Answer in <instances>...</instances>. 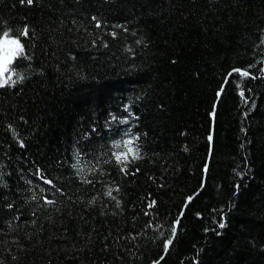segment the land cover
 Segmentation results:
<instances>
[{"label": "trees", "instance_id": "obj_1", "mask_svg": "<svg viewBox=\"0 0 264 264\" xmlns=\"http://www.w3.org/2000/svg\"><path fill=\"white\" fill-rule=\"evenodd\" d=\"M50 2L51 7L45 0L41 8L0 0V16L14 24L23 23L21 18L27 16L36 26L37 64L43 55L40 49L48 56L56 51L52 63L62 67L68 60L66 50L74 51L79 59L71 72L58 73L49 66L45 80L24 83L22 94L11 87L0 90V162L13 170L11 188L4 194L19 198L16 206L23 212L20 220H14L12 210L0 211L4 264H150L163 254L158 234L155 240L151 230L141 235L135 249L129 243L138 256L121 249V256L115 259V247L101 250L103 235L108 229L113 233L117 229L121 233L139 231L147 222L145 202L153 197L160 216L174 219L182 201L193 193L174 245L161 264H197V257L199 264H264V248L260 247L264 244V76L259 75V65L249 69L257 74L255 79L239 74L229 77L225 93L216 102L217 115H209L222 74L231 67L256 62L251 53L257 29H264V0ZM93 13L107 23L96 28L90 19ZM62 14L65 19L78 17L91 29L82 36L79 47L72 44L76 34L67 29L65 35L72 39L62 49L49 41L44 25L49 17L57 20ZM125 21L126 27L136 31L124 33L118 28L117 37L105 31ZM99 37L103 39L90 46V40ZM57 39H61L59 34ZM103 40L108 41L107 46ZM261 55L264 52L257 50V56ZM77 70L82 75L77 76ZM241 87L250 97L248 105L239 95ZM127 102L139 115L134 126L142 134V153L128 164V174L106 157L98 161L99 168L92 157L73 161L77 136L93 122L101 136L93 135L90 146L98 152L99 146H107L108 130L103 122L109 113H124L121 105ZM245 110L249 111L247 117L243 116ZM20 115L28 122L19 120ZM9 123L13 129H8ZM210 132L211 141L207 139ZM17 134L25 139L26 148L19 147ZM4 152L10 162L4 161ZM33 160L65 193L45 191L38 178L31 185L19 181L26 191H16V169L24 168L31 177L28 169L34 167ZM71 163L76 164L75 169ZM245 164H250L249 170ZM242 171L244 176L239 175ZM108 191L122 200L123 211L113 214L115 200L106 195ZM31 195L36 199H27ZM46 195L57 203L45 207ZM221 211L228 220L223 229L216 223ZM32 212L42 233L27 223ZM196 212L203 215L196 216ZM93 229L94 243L84 247L85 237L80 234Z\"/></svg>", "mask_w": 264, "mask_h": 264}, {"label": "snow or ice", "instance_id": "obj_2", "mask_svg": "<svg viewBox=\"0 0 264 264\" xmlns=\"http://www.w3.org/2000/svg\"><path fill=\"white\" fill-rule=\"evenodd\" d=\"M16 2L21 6H33L39 5L43 8L45 0H16ZM60 3L63 4L64 0H60ZM16 4H13L15 7ZM48 7H51V2L48 0ZM74 11V10H73ZM23 23L19 21L17 23H13L11 20L4 16H0V90L11 87L16 90L17 94H22L23 85L30 80H36L39 83L42 80H45L49 66L55 68L58 73L60 72H71L77 69V65L79 63V59L77 54L74 51L66 50V56L68 60L65 63V66L62 67L60 64H53L52 60H54L57 56L56 51H53L51 56H48V53L44 49H40V52L43 55L40 58V63H36L37 58V29L36 26L30 24L28 22L27 16L21 18ZM91 22H94L96 28H100L102 24H106V21L101 20L96 13L91 15ZM70 20V24H69ZM127 21L125 24L113 25L110 28H105V31L109 32L112 37L118 36L117 29H122L124 33L135 32V29H129L126 27ZM44 28L46 32L49 34L48 39L51 43L57 46V49H62L63 45L67 43V41L71 40V35H65V29H67V33H75L76 40L72 41L74 47H79V41L85 33L91 31V29L84 25L82 21L78 17H69V19H65L62 14L59 19L52 20L49 17V21L45 23ZM83 28V32L81 29ZM258 38L256 42L253 44V51L251 55L256 56V62L253 64L247 65V67H231L226 70L225 73L222 74L221 83L218 84L215 89V97L214 103L212 105V110L209 113L211 117H215L216 113V102L219 101L220 97L225 93L226 88L225 84L228 83V78L233 77V74H239L240 77L248 78L251 77L253 79L256 78V73L254 71H250L249 69H255L257 65H259V75L264 76V55L257 56V50L260 52H264V29H257ZM61 37V39H57V35ZM97 39L92 38L89 42L91 45L97 44ZM139 42V41H138ZM105 46H107L108 41L103 40ZM128 51L132 52L131 48H128ZM132 55H135V52H132ZM173 62H175V58H173ZM76 75L80 76L78 70L76 71ZM199 75V73H197ZM247 91L249 93L252 92L251 88H248ZM35 96V93L33 94ZM239 95L243 98V102L248 105L250 104V97L245 95V88L241 87L239 89ZM121 107L125 110L124 113L116 114L109 113L105 121L103 122V128L107 129V133L105 134V138L107 141V146H99L100 151L98 152L95 147L91 145V138L93 135L100 137L101 132L98 129V125L96 122H93L90 125L88 131L83 132L77 136V139L74 142L73 146V154L72 160L75 161L77 159H87L89 157L94 158L92 163L95 164L97 168L100 167L99 160L101 157H106L108 162L114 160L119 167L120 171L125 175L128 174V164L132 159H138L142 153V145L140 143L141 133L135 130L134 122H138L139 115L135 111L132 110V106L130 102L123 103ZM161 108L164 105H160ZM250 107L254 108V103H251ZM249 115V111L245 110L243 112V116L247 117ZM19 120L27 123V117L25 115H20ZM8 129H13V125L9 123L7 125ZM242 131H247V129H242ZM146 135V133H144ZM16 141L20 148H26L25 139L21 138L19 134L15 136ZM207 139L211 141L213 139V135L211 132L208 134ZM241 147H244L242 144ZM4 161H9L11 158L8 156L7 152L2 153ZM247 155V154H245ZM59 163H63L60 161ZM34 165L33 168H29L28 172L32 173L31 177H28L24 168L16 169V175L18 177V181L16 184V191L18 193H23L26 191V187L22 186L19 181H23L24 185H31L36 178L39 179L42 183V187H44L45 191L52 192L53 190L58 191L60 193H65L64 188H57L54 180L46 174L45 169L41 167L39 164H36L35 161H32ZM70 167L75 169L76 164L71 163ZM208 165L205 164V171L207 170ZM250 164H245V169H250ZM12 168L9 164L4 162H0V211L5 209L12 210L14 213L12 219L20 220L23 212L16 205L18 203L19 198H10L8 195H5L6 190H10L11 185L9 183V179L12 176ZM89 171H92V168H89ZM103 171V169H101ZM139 171V169H136ZM77 175H79L77 173ZM239 175L244 176L245 172H240ZM80 179L83 180L84 177L80 176ZM87 183H91L90 180L86 181ZM46 185L52 186L51 188H47ZM203 185H201L202 187ZM120 185L116 184L115 190L119 191ZM240 189L239 183L235 186V192L238 193ZM188 195L185 197L184 201L181 203V207L178 208L176 217L174 219H167L165 217L160 216L159 212L156 210L157 200L153 197L150 202H145V211L143 212V216L147 218V222L143 225V227L139 230H133L130 233H121L119 229H117L116 233H113L111 229H108L107 234L103 235L102 243V251H111L113 247L117 249L115 253H113L114 259L121 256L120 250L123 249L125 252L129 254V256L136 257L139 254L136 251H131L128 247L131 242V248L135 249L137 244L139 243L138 238L141 235H148V231L151 230L153 232V240L157 238V234L161 239L162 244V253L158 255L157 258L151 259L150 264H161V262L165 259V256L170 253V247L174 245V241L177 238L178 231L181 225V218L185 216V211L187 210L188 203L193 201L194 195ZM235 194V193H234ZM107 196L112 197L115 200V208L113 209V214H116L117 211H123L122 200L115 197L112 191H108L106 193ZM151 196V193L148 194ZM27 199L35 200V195H31L27 197ZM96 197H93L91 203L95 202ZM43 201L46 202L44 204L45 207L48 205H55L57 201L49 196H44ZM88 205H85L87 207ZM134 207V206H133ZM224 206H221L223 209ZM215 211V210H213ZM196 216H202L203 213L196 212ZM221 218L216 221L218 228L223 229L226 227L228 220L227 215L221 211ZM32 219L27 223H30L36 227V231L42 233L43 229L37 225L36 213H31ZM215 219V218H214ZM133 220H136V217H133ZM12 221L9 220L8 224L11 226ZM0 231H3V228H0ZM65 233L67 229H64ZM205 232L210 231L209 228L204 229ZM95 229L89 233H81V236L85 237L84 247H88L90 244L94 243L93 235ZM218 235H222V233H217ZM167 237V238H164ZM96 239H100L99 236L95 237ZM73 247L77 249V253H79L80 249L77 247V244H73ZM260 247L264 248V244H261ZM15 258V257H14ZM0 264H4V258L0 256ZM197 264H199V259L197 257Z\"/></svg>", "mask_w": 264, "mask_h": 264}]
</instances>
